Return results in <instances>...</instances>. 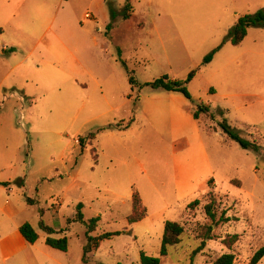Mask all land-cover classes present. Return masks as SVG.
<instances>
[{
	"label": "rangeland",
	"instance_id": "1",
	"mask_svg": "<svg viewBox=\"0 0 264 264\" xmlns=\"http://www.w3.org/2000/svg\"><path fill=\"white\" fill-rule=\"evenodd\" d=\"M125 4L0 0V205L37 231L39 264H84L79 205L85 221L100 220L94 237L126 232L100 242L87 264H140L141 252L161 264H211L227 253L249 264L264 247V27L239 46L226 40L264 0H132L129 20ZM193 70L191 100L148 86L164 76L185 82ZM202 104L214 118L195 120ZM224 120L261 153L228 138ZM134 192L148 215L130 225ZM209 193L233 218L211 233ZM168 221L185 233L161 258ZM46 237H67L68 252Z\"/></svg>",
	"mask_w": 264,
	"mask_h": 264
},
{
	"label": "trees",
	"instance_id": "2",
	"mask_svg": "<svg viewBox=\"0 0 264 264\" xmlns=\"http://www.w3.org/2000/svg\"><path fill=\"white\" fill-rule=\"evenodd\" d=\"M110 16L112 22L108 24L107 31L110 32L114 28L113 21L116 18V14L113 8H109ZM133 6L132 0H126V4L123 8L122 16L124 20H129L133 14ZM264 27V10L259 11L255 15H245L238 18L237 22L235 23L234 27L229 31L227 40L233 46H239L243 43L245 38L248 35V31L253 28H261ZM220 48L212 52L204 59V65H208L213 61V58L217 51ZM125 67L126 64L124 63ZM197 75V70H193L190 72L188 79L185 82L171 80L168 76H164L153 83H150V86L154 90H163L167 92H178L182 93L187 99L191 100L192 97L187 90L186 85L189 84L194 80ZM131 83L135 84L134 73L132 72ZM206 115L214 118V114L211 113V109L202 104L198 106L197 110L194 112L193 116L195 120H200L201 116ZM220 129L230 138L232 141L238 143L240 147L246 151L253 152L256 155L261 153V146L257 143L252 142L243 138L231 125L224 120L223 122L218 124ZM121 128V126H117ZM91 139H95V135H91ZM212 182V181H211ZM210 182V183H211ZM208 197L210 199L209 203H207L204 207L205 214L207 218L212 222V224L208 227V232L211 233L215 227H219L221 225H225L233 221V218L228 215V211L222 209L221 203L217 200L213 193H209ZM31 203V201L29 200ZM201 204L200 200H195L191 204L188 205V209L195 210ZM132 205H133V215L128 217V222L130 225L139 223L143 219H145L148 215L145 208H142V200L140 195L136 192L133 193L132 198ZM82 205L78 206L79 213L75 219V222H81L85 224L87 227L86 237H87V245L84 247V257L83 263H88V255L97 250L99 248L100 242L104 240H109L112 237L121 236L126 232H115V233H107L100 237H94L93 234L97 231L99 219L95 218L90 220L89 222L84 220L83 214L81 212ZM41 228L46 231L49 235L55 233V231L43 223H41ZM20 232L25 238V240L29 243L34 245L38 239L39 235L34 227L30 223H24L20 227ZM185 233V228L183 225L177 222H166L164 227V234L162 238V244L160 249V257H166L169 254V249L175 246H178L182 242V237ZM207 239L211 240L210 237H206ZM46 245L61 252L67 253L69 249V240L67 237H63L60 239H55L52 237H48L46 239ZM205 245V242L202 243V246ZM201 251V247L195 252ZM264 258V247L261 248L259 251L255 253V255L250 260L249 264H259L260 261ZM236 257L234 254L227 253L220 256L217 260L212 262L211 264H235ZM121 264V263H118ZM140 264H161L160 258H155L152 256L147 255L145 252L140 253ZM193 264V263H191Z\"/></svg>",
	"mask_w": 264,
	"mask_h": 264
},
{
	"label": "crops",
	"instance_id": "3",
	"mask_svg": "<svg viewBox=\"0 0 264 264\" xmlns=\"http://www.w3.org/2000/svg\"><path fill=\"white\" fill-rule=\"evenodd\" d=\"M92 40L95 43L98 42L97 38L93 35ZM67 47H69L68 44ZM25 93V95H27L25 97L32 102L34 98L27 91H25ZM8 99L10 100V98ZM17 216L18 211L15 213L11 212L10 214L9 212H6L5 209L3 210L0 205V264H24L25 258L27 264H39L38 256H35L30 249V247L33 245L29 244L20 232V227L22 224L21 221L19 222L17 219ZM55 232L67 234V228L55 230ZM163 234L164 233H162V235ZM47 238L48 237H46V239Z\"/></svg>",
	"mask_w": 264,
	"mask_h": 264
},
{
	"label": "built area",
	"instance_id": "4",
	"mask_svg": "<svg viewBox=\"0 0 264 264\" xmlns=\"http://www.w3.org/2000/svg\"><path fill=\"white\" fill-rule=\"evenodd\" d=\"M87 19H89V16L87 15Z\"/></svg>",
	"mask_w": 264,
	"mask_h": 264
}]
</instances>
